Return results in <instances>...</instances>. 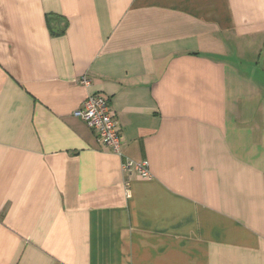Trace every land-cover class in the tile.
Instances as JSON below:
<instances>
[{
  "label": "crops",
  "instance_id": "0c3cea01",
  "mask_svg": "<svg viewBox=\"0 0 264 264\" xmlns=\"http://www.w3.org/2000/svg\"><path fill=\"white\" fill-rule=\"evenodd\" d=\"M263 57L264 0H0V264H264Z\"/></svg>",
  "mask_w": 264,
  "mask_h": 264
},
{
  "label": "built area",
  "instance_id": "2783aa9c",
  "mask_svg": "<svg viewBox=\"0 0 264 264\" xmlns=\"http://www.w3.org/2000/svg\"><path fill=\"white\" fill-rule=\"evenodd\" d=\"M78 81L81 84H89V79L85 76H81ZM73 114L95 131L97 138L104 147L116 154H120L119 131L115 124L114 113L105 95L89 93ZM123 169L125 171L133 169L141 177H149L150 175L145 161L133 162L126 160L123 162Z\"/></svg>",
  "mask_w": 264,
  "mask_h": 264
},
{
  "label": "trees",
  "instance_id": "16d2710c",
  "mask_svg": "<svg viewBox=\"0 0 264 264\" xmlns=\"http://www.w3.org/2000/svg\"><path fill=\"white\" fill-rule=\"evenodd\" d=\"M263 62H264V57H263Z\"/></svg>",
  "mask_w": 264,
  "mask_h": 264
}]
</instances>
